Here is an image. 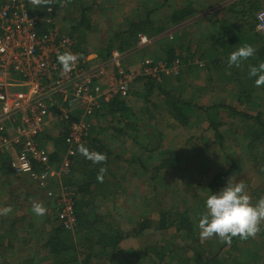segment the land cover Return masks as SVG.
Returning <instances> with one entry per match:
<instances>
[{
	"label": "trees",
	"instance_id": "1",
	"mask_svg": "<svg viewBox=\"0 0 264 264\" xmlns=\"http://www.w3.org/2000/svg\"><path fill=\"white\" fill-rule=\"evenodd\" d=\"M96 2L97 0H53L51 12L47 7L33 6L30 0L28 6L32 13L42 19L41 34H47L53 29L58 30L60 34L69 35L77 46L82 48L84 36L93 29L92 13L98 4ZM170 2L171 0L137 2L135 11L132 12L133 17L127 18L124 28L117 34L119 36H115L117 44L103 50L102 55L98 56L105 59L114 49L125 52L134 50L140 35H146L150 40H155L159 46V54L157 57L154 56L153 61L162 62L165 67L173 70L169 73L159 72L160 78L157 79L152 76L137 78L129 97L115 99L106 105L94 120L99 117H110L114 122L112 127L115 132L129 137L130 135L120 127L125 121L128 130L138 133L142 125L140 121L129 122L133 117L129 116L131 109L128 101L134 99L133 97L142 98L144 105L146 104L145 112L151 109L154 113L162 112L167 123H172L171 127L191 133L186 140L187 145L203 151L198 145L200 132L217 148L213 150L217 151L218 158L210 157L209 161L221 165L213 173H204L202 183H198L199 186L204 185L206 189L217 193L227 186L231 177L233 180L245 174L252 177L247 173L250 171L259 178V183L253 185L249 178L243 182L251 193L252 203L255 205L261 197H264V86L255 85L256 77L249 76V68L264 63V36L252 20L261 2L241 0L232 5L236 7L240 4L239 9H243L236 18V23L218 19L217 28L209 37L211 41L209 47L200 48L201 55L197 58L198 62L193 60L196 67L207 69L209 72L207 81L211 86L227 83L236 87L232 104L220 98L217 103L210 105L183 97L184 90L192 88L195 82L192 73L195 66L191 67L192 64L188 60L195 58L196 54L189 53L190 47L184 50L183 36L178 34L179 31L173 32L172 29L188 21L195 14V7L191 1L187 5L173 6L169 5ZM66 10H73L74 17L67 21L68 28L66 26L61 29L58 27V21L61 20L60 13ZM248 44L256 49L255 55L241 61L240 67L229 68L230 54ZM184 53L187 55L184 56ZM206 54H210L208 60L204 59ZM202 60L203 63H199ZM178 83L185 85V89L180 90L179 93L177 87L181 85H177ZM143 114L140 110V114L137 115ZM131 115H134L133 112ZM153 119L148 118L147 122L154 121ZM143 126L147 127V125ZM151 129L158 130L156 127ZM91 134L77 148L70 174L76 185L74 201L77 226L73 231H69L57 225L49 238L45 239L44 248L48 252L46 258H50V264H264V260L262 262L252 260L254 255L252 253L247 255L243 246L248 241H255L253 238L264 242V224L255 237L244 239L237 236L232 237L230 242L220 239L218 245L211 239L206 240L205 243L201 242L200 229L197 227L201 217H197L198 213L195 210L202 199H196L191 205L182 203V206H177L176 191L171 185L179 182L184 175L183 169L180 168L182 160L180 155L170 148L161 147L162 134L156 142L153 136L149 143H138L140 151L133 154L130 160H126L121 154L113 153L108 145L103 143L100 135ZM132 138L134 142H138V137ZM43 144L45 146L47 141H43ZM81 147L87 149L89 153L105 154L106 162L93 163L92 159L82 154ZM51 150V161L58 165L64 150L62 135L53 142ZM6 158L0 177L11 173V169L4 166L6 163L9 166V157ZM116 162L120 164L119 169H123L124 162L133 165L134 178H143L140 180L143 184L146 180L145 186L151 189L152 193L158 190V186H162L165 179L169 180L171 185L168 187L169 194L166 198L169 195L170 198L167 201L165 198L158 209H151L156 205V202L153 205L155 197L147 195L143 199L142 208L150 207V209L145 210L144 215L128 219L129 225L122 226L120 222L118 224L108 222L106 219L110 214L106 213V210H101V205L97 201L102 202L109 196L116 198L118 190L122 187L121 178L119 179L115 169L112 168ZM101 168L107 170L102 174V180L98 178L101 175ZM80 175L83 177L81 180ZM34 185L42 193L45 191L39 189L35 183ZM111 189L113 192H110ZM45 198L53 200L46 195ZM54 203L52 210H55V218L58 221L56 217L58 204L56 201ZM116 205L114 204L113 207H117ZM7 224V229L10 225L15 231V223L9 221ZM6 237L7 234L0 233V264H9L7 260L12 258L8 248L11 249L13 243L6 245ZM239 256L243 257L242 263L238 261ZM31 259L25 264H33L34 258Z\"/></svg>",
	"mask_w": 264,
	"mask_h": 264
},
{
	"label": "built area",
	"instance_id": "2",
	"mask_svg": "<svg viewBox=\"0 0 264 264\" xmlns=\"http://www.w3.org/2000/svg\"><path fill=\"white\" fill-rule=\"evenodd\" d=\"M28 3L0 0V175L9 157L12 172L26 175L45 190L46 197L58 204L60 225L73 231L75 192L62 179L71 174L77 148L90 136L95 116L115 99L129 97L137 78L157 79L159 72L173 69L150 57L135 68L126 65L128 54L149 44L146 35H140L136 49H114L102 59L86 54L58 30L41 34L42 19L29 10ZM256 19L259 29H264V11ZM65 52L78 56L67 74L58 62ZM60 135L64 150L55 165L52 150L43 141L52 136L54 142Z\"/></svg>",
	"mask_w": 264,
	"mask_h": 264
},
{
	"label": "rangeland",
	"instance_id": "3",
	"mask_svg": "<svg viewBox=\"0 0 264 264\" xmlns=\"http://www.w3.org/2000/svg\"><path fill=\"white\" fill-rule=\"evenodd\" d=\"M145 1L146 0H97L96 3L98 4L94 8L95 11H93L92 13L93 29L87 33V36H84V43L81 49L88 55H102L103 50H107L112 45H116L117 43L115 42V36H119L117 34L120 30L124 28V25L127 22V18L133 17L132 12L133 10L135 11V4L137 2L143 3ZM186 1L187 0H171L169 5H180L181 3H185ZM193 1L196 3V7L199 13L205 11L208 8H214L215 6H210L214 5L215 3H218L219 0ZM237 1L239 2V0ZM260 2L261 4L259 10L252 16V20L255 21V23H253L254 25L258 24L256 22L257 15L264 11V0H260ZM239 7H241L240 4L234 8H237L236 11H241L242 9L239 10ZM60 14L61 20L58 21V27L62 29L67 26L68 28L67 21L73 19V10H66L64 12L61 11ZM234 15L235 17L237 16L236 18L239 17V15H236L235 13ZM63 17H65V19H63ZM214 17L217 18L216 16H209V19L212 18L211 21L214 22ZM189 25H192V23L188 24L187 26ZM211 28L212 26L209 27V29ZM260 30L262 32V35L264 36V29ZM183 31H185L183 33L184 50L187 47H190L191 49L189 50V53L196 54L195 58L188 60V62L192 64L190 66L193 67L195 66L193 60L195 59V61L198 62L197 57L201 55L200 48L204 47L201 43L205 35L203 23H195L190 28L186 29L185 27ZM158 54V44L150 40L149 44L146 45L144 49L134 51L131 54H128L125 58V63L128 67L135 68V65H137L141 60H143V58L150 57L153 59L157 57ZM186 55L187 54L184 53V56ZM209 57L210 54H206L204 56V59L208 60ZM199 63H203V60L199 61ZM193 68L194 69L192 73L195 82H193L192 88H187L186 90H184L183 97L187 99L192 98L198 103H204L205 105L217 103L220 98L225 99L229 104H232L234 102L235 97L233 93L236 87H233L227 83H219L218 86L213 87L211 86V84H209V81H207V76L209 75L207 69H202L199 66H195ZM177 85H181L177 87L178 93L180 90L182 91L183 89H185V85H182L181 83H178ZM133 98L134 99L129 100L128 102L131 109V113L133 112L134 115H131L130 113L129 116L133 117V119L128 121H140L142 126L140 127L141 130L138 133L133 132L132 130H128L125 126L126 122L124 121L120 125V127L130 136L125 137L120 134H117L112 127V125H114V122L111 121L110 117H99L97 121L94 122L95 126L91 135H94L96 132H100L101 135L99 137L102 139V141H104L103 143L105 145H108V148L113 153L121 154L122 157H124L126 160H130L132 159L133 154L137 152L139 153L140 151L138 143H149V140L153 136L154 141L156 142L159 136L162 134L163 142L161 143V147L170 148L172 151L180 155L179 157L182 160L180 168L183 169L184 175L180 178V181L177 182L175 185H173V183L171 185V182L165 179V181L162 183V186H158V190L152 193L151 189L145 186L146 180L143 184V181H140L143 178H134L132 173L133 165L124 162L123 164H125V166L123 167V169H119L118 165L120 164L116 162L115 164H113L112 168L115 169L119 179L121 178L120 183L122 187L120 186L121 188L118 190L116 198L109 196L106 200H103L102 202L99 200L97 201V203L101 205V210H106V213L110 214L106 220L114 224H118L120 222V225L122 226L127 224L129 225L128 219H132L133 217L138 218L140 215H144L143 213L145 210L149 211L148 209H150V207L142 208V205L144 203L143 199L145 196H154L155 200L153 205L155 204V202L156 205L151 207V209H158L160 203L164 201L166 195L169 194L168 187H170V185L171 188L176 191L175 202L179 207L182 206V203L191 205L196 199H202L201 203L195 210V212L198 213L196 214L197 217H201L206 212V199L213 192L208 188L206 189V186L204 185L199 186L198 183H200L201 179L204 178V173H213L215 172V170H217L218 167H220L221 164L215 165L211 161H209L210 157L212 159L213 157L218 158V156L216 155L217 151L213 150L217 148L211 144L208 137H206L203 133L201 134L200 132V141L198 145L201 146L203 151H199L197 147L187 145L186 140L189 138L191 133H188V131L180 128L176 129L175 127H171L173 126L172 123H167L166 119L162 116V112L158 113V111H155L154 113L152 109L145 112L144 108L146 104L144 105L143 99L139 97ZM140 110H142V112L144 113L143 115H137L140 114ZM154 117H156V119H153ZM148 118H152L154 121L147 122ZM143 125H147V127ZM151 127H156L158 128V130L152 131ZM133 136L138 137V142H134L132 138ZM45 141H47V144L45 146H47L49 150L53 149L52 136H48ZM148 163L149 161H147V164ZM186 172H188L189 175H187ZM247 173L252 175V177L245 174L240 177H237L238 179H235L234 181H243L249 178L251 180V184L257 185L259 183V178H257L250 171ZM4 181L6 184H4ZM7 182L11 183V185H8ZM62 183L71 184L73 187L75 186V180L73 179V177L63 178ZM246 191L251 196V193L247 190V188ZM110 192H113V189H111ZM170 192L173 191L170 190ZM13 193L14 195H12ZM169 198L170 195L166 198V201ZM33 202H42L46 208L48 207L47 213L45 215L48 216L47 223L49 225H53L54 223L56 224V226L58 224L60 225V223L55 218L54 212L49 211L50 209L48 206V202L45 200L44 193L35 191V187H33V183L29 178L25 176H15L12 172L9 174L7 173L6 176H1L0 208L9 205L11 207L15 205V208H12V213L6 216H0V233H14V231L12 230L13 226L9 225V228L12 227L11 231H9V228L7 229V222L13 220L12 218L14 217L22 218L25 216L30 221H38L39 216L35 215L31 210ZM114 204H117V207H113ZM16 207L19 209H17ZM27 224L28 222H20L22 229ZM44 229L46 230L47 228L44 227ZM209 239H211V241L213 240V242H216L217 245L219 244L220 238L218 236H213ZM253 239L255 241H248L246 244H243V246L245 247L247 255L248 253H252L254 255V258L252 260L262 262L264 260V242L260 241L259 239ZM206 240L201 239V242L205 243ZM143 244L141 245L142 249L144 248ZM239 259L240 260L238 261L240 263L244 261L243 257L241 256H239Z\"/></svg>",
	"mask_w": 264,
	"mask_h": 264
},
{
	"label": "clouds",
	"instance_id": "4",
	"mask_svg": "<svg viewBox=\"0 0 264 264\" xmlns=\"http://www.w3.org/2000/svg\"><path fill=\"white\" fill-rule=\"evenodd\" d=\"M30 3L39 8L47 7L51 12L53 0H30ZM256 49L248 44L239 47L232 52L228 58V67H240L241 61L247 60L255 55ZM78 60V56L71 52H65L58 56V62L62 66L63 74L70 73ZM249 76L256 77L255 85L264 86V63L257 66H250ZM82 154L92 159L93 163H104L107 160L105 154L89 153L81 147ZM99 179H103V173L107 170L101 168ZM32 212L37 216L47 213V208L42 202L32 203ZM12 207L0 208V216L12 213ZM264 224V197H261L256 204L252 203L251 196L246 191L243 181H234L229 178L227 186L217 193H212L206 199V212L199 219L198 227L202 240L218 236L222 241L230 242L232 237L247 239L255 237Z\"/></svg>",
	"mask_w": 264,
	"mask_h": 264
},
{
	"label": "crops",
	"instance_id": "5",
	"mask_svg": "<svg viewBox=\"0 0 264 264\" xmlns=\"http://www.w3.org/2000/svg\"><path fill=\"white\" fill-rule=\"evenodd\" d=\"M190 1L194 3L195 14L185 23L179 25L178 27L173 28L172 31L173 32L179 31L178 34L183 36V33L185 32L183 30L185 29V27L187 29V28L192 27V25H194L195 23L196 24L203 23L205 35H204V38L201 41V43L204 47L207 46V48L209 47V42H211L209 37L212 33H214L215 29L217 28V23H216L217 20L218 19L223 20V21L228 20L230 22L236 23V17L237 16L235 17L234 13L236 15H240L241 11L243 10L242 9L241 11L237 12L236 11L237 8L232 7V5H234L235 3L238 2L237 0H219L218 3H215L214 5L210 6V7L215 6L214 8H208L205 11L199 12V13H198V10L196 7V3L193 0H187L185 3H181L180 5H183V4L187 5V3ZM239 1H241V0H239ZM231 7H232V9H231ZM209 16L210 17L216 16L217 18L214 17L215 21L213 22V21H211L212 18L209 19ZM241 16H243V15H241ZM190 23H192V25L187 26ZM210 26H212L211 29H209ZM183 39L184 38L182 37V40ZM151 41H154V43H155V40L151 39ZM198 52H199V50H198ZM96 121H97V119L94 120V122H96ZM94 126H95V124L93 125V129H94ZM92 132H93V130H92ZM96 133H97V135H101L100 132H96ZM4 166H6L7 169L10 170L7 163ZM10 172H12V171L10 170ZM12 173L15 176L27 177L26 175H23V174H17L14 172H12ZM66 177L71 178L72 175L69 174V176H66ZM79 178L81 180L83 178L82 175H80ZM67 186L72 188L74 190V192L76 191V185L73 187L71 184H68ZM33 187H35V191L42 193V191H40L36 188L34 183H33ZM51 188H53V185H51ZM45 200L48 202V206L50 209L49 211H52V212L54 211V213H55V210H52L54 205H55L54 201L48 200L46 198H45ZM12 208H15V205ZM17 209H19V208H17ZM47 209H48V207H47ZM12 219L13 220H11L10 223H15L16 225L14 228L15 229L14 233H6L8 236V237H6V245H8V243H11V244L13 243L12 248L11 249L8 248V250H9L8 253L12 258L10 260H7V262L9 264H25L26 261L30 262V260H32L31 258H34L33 264H50L51 263L50 258H46V256L48 255V252L44 248V241H45V239L49 238L54 227H56V224L54 223L53 225L52 224L49 225L47 223V220H48L47 215L39 216L38 221L37 220L30 221L25 216L22 218L14 217ZM21 221L26 222V223L28 222V224L25 225L23 227V229L21 228V225H20ZM44 227H46L47 229L45 230ZM19 228H21V229H19ZM78 241H79V239H78Z\"/></svg>",
	"mask_w": 264,
	"mask_h": 264
}]
</instances>
